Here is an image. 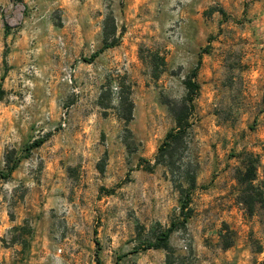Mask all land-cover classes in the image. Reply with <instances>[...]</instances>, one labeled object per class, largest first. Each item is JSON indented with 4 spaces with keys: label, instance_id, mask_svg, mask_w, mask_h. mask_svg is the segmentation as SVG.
Instances as JSON below:
<instances>
[{
    "label": "rangeland",
    "instance_id": "1",
    "mask_svg": "<svg viewBox=\"0 0 264 264\" xmlns=\"http://www.w3.org/2000/svg\"><path fill=\"white\" fill-rule=\"evenodd\" d=\"M0 91V264H264V0H0Z\"/></svg>",
    "mask_w": 264,
    "mask_h": 264
},
{
    "label": "trees",
    "instance_id": "2",
    "mask_svg": "<svg viewBox=\"0 0 264 264\" xmlns=\"http://www.w3.org/2000/svg\"><path fill=\"white\" fill-rule=\"evenodd\" d=\"M106 45L102 48L105 49ZM100 51L94 53L90 59L89 62H91L92 60H94ZM196 72H197V68H195L186 78V80L184 81V86L186 89V96H185V103L189 104V108L190 110L193 111L194 109V105H193V101L194 98L197 96L198 91H199V84L196 82ZM1 93V91H0ZM0 100H1V96H0ZM175 128L172 129V131H170L166 137H165V141L164 143L160 146L159 150H158V154L156 156V164H159L161 162V157L163 156V151L164 148L169 146L171 144L172 141L179 139L181 137H183L186 133V131L188 130V128L190 127L191 123H189V116H187V114H179L176 115L175 117ZM45 141L44 138H39L37 140H35L29 147L28 149H26L27 152H29L32 148H36L39 147L40 145L43 144V142ZM258 157L257 156H253V155H248V157L246 158V169L242 175L243 177V183H251L252 181H254L256 179L255 176V170L256 167L258 165ZM7 165H8V169L6 172H2L0 171V179H7L10 174L15 170L18 161H11L8 160L6 161ZM148 169H150V165L148 164ZM195 187L194 182H191L189 184V188L190 190H192ZM256 191V195L259 197L260 195H262L263 192H260L258 190ZM190 202V195L187 194L186 198H184V200H182L180 202V213L182 214V221L180 223H172L168 228L159 231L157 233V235H155L154 241L150 242L146 245V249H154V250H158V249H163L167 247V242L169 240L170 234L179 226L184 225L187 221V219L189 218V213H188V205ZM97 264H101L100 261L97 262Z\"/></svg>",
    "mask_w": 264,
    "mask_h": 264
}]
</instances>
